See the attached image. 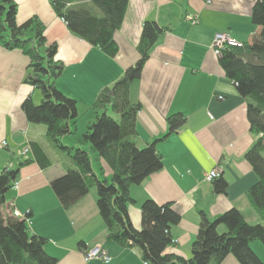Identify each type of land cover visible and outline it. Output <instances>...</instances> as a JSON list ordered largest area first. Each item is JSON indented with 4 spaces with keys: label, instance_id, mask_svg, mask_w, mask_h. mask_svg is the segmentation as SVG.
<instances>
[{
    "label": "crops",
    "instance_id": "1",
    "mask_svg": "<svg viewBox=\"0 0 264 264\" xmlns=\"http://www.w3.org/2000/svg\"><path fill=\"white\" fill-rule=\"evenodd\" d=\"M50 1L15 0V16L18 24L37 17L44 25L45 44L57 47L55 58L62 61L63 71L55 79V87L77 101L78 112L76 131L61 138L65 145L79 141L94 120L97 111L93 103L101 88L115 82L140 57L137 45L145 20L152 19L165 28L140 77L129 86V98L140 104L135 142L140 147L159 139L155 147L164 163L141 183L131 184L133 201L127 208L132 225L141 227L140 205L145 199L170 202L181 219L170 227L173 243L166 251L186 258L191 256V242L199 228V210L214 218L235 207L248 223L264 225L246 195L256 174L244 153L258 135L249 126L246 98L223 73L212 49L216 32L226 31L239 42L252 39L259 30L250 17L255 0H128L122 24L113 32L118 46L114 56L73 33ZM72 2L101 15L90 0ZM28 63L20 49L0 45V171L18 160L20 150L27 148L23 159H32L20 166L19 185L6 194V211L13 206L20 213L31 214L30 229L47 238L44 249L56 257L55 264H145L138 247H122L107 238L95 186L67 208L52 190L51 181L72 163L65 152L49 143L46 125L28 121L24 114V99L30 96L36 104L41 99V91L24 81ZM175 112L184 114V123L162 137L168 131L166 117ZM33 141L43 148L50 164L43 166L35 158ZM93 155L95 176L109 179L110 165ZM211 169L226 180L224 192L215 193L212 180L205 179ZM220 230L225 227L221 225ZM95 244L110 255L109 262L84 261L83 251ZM250 247L264 262L261 242L254 240ZM219 264L240 263L227 254Z\"/></svg>",
    "mask_w": 264,
    "mask_h": 264
},
{
    "label": "trees",
    "instance_id": "2",
    "mask_svg": "<svg viewBox=\"0 0 264 264\" xmlns=\"http://www.w3.org/2000/svg\"><path fill=\"white\" fill-rule=\"evenodd\" d=\"M50 2L73 33L98 46L108 56H114L118 46L113 32L122 24L128 0H90L101 15L83 5H72V0ZM16 10L15 0H0V45L20 49L28 56L24 81L41 91V99L38 104L30 96L24 99V114L28 121L45 124L49 143L70 157L72 164L66 166L65 173L51 181V188L61 205L64 208L71 206L87 193L90 186H95L97 210L104 220L107 238L122 247H138L142 261L147 264H219L227 254L234 255L240 264H264L250 247L254 240L264 246V225L248 223L235 207L214 218L199 210V228L191 242L189 258L166 251L173 243L170 227L181 219L170 202L160 204L145 199L140 205L139 229L129 219L127 207L133 201L129 193L131 184L141 183L164 165L163 157L155 147L159 139L140 147L135 142L140 104L129 98V86L140 77L144 62L165 28L152 19L145 20L137 45L140 57L126 67L115 82L101 88L93 103L97 111L94 120L79 141L65 145L61 138L76 131L77 101L55 87L63 63L55 58V43L45 44L44 25L37 17L18 24ZM250 17L259 30L250 41L226 43L219 62L223 73L246 98L249 126L258 135L244 153L256 174V182L246 195L264 221V0H255ZM166 119L168 131L162 137L173 133L186 118L181 112H175ZM85 142L110 165L109 179L95 176L92 156L83 147ZM31 147L41 165L50 164L49 157L37 142H31ZM31 160L18 156L14 164L0 171V264H55L57 261L44 249L47 238L33 233L27 224L30 213L25 212L20 218L6 211V194L18 177L20 166ZM212 183L215 193L224 192L227 186L220 175L213 178ZM221 225L225 230H220Z\"/></svg>",
    "mask_w": 264,
    "mask_h": 264
},
{
    "label": "built area",
    "instance_id": "3",
    "mask_svg": "<svg viewBox=\"0 0 264 264\" xmlns=\"http://www.w3.org/2000/svg\"><path fill=\"white\" fill-rule=\"evenodd\" d=\"M188 19H191L192 22H196L195 17L193 16H189ZM226 43L229 44H235V43H240L238 40L233 39L230 34L226 31L223 32H216L214 37H213V45H212V49L213 51L219 56L221 53V49L224 48V46L226 45ZM221 97V96H220ZM2 145H6V141L3 140L2 141ZM27 148L20 150V152H18V156L19 157H23L26 153H27ZM219 172H217L216 169H211L207 172L205 179L208 180H212L215 177H218ZM19 185V180L16 178L15 181L13 182L12 188H17ZM11 205V204H10ZM8 213H12L14 216L23 218L24 213H20L15 207L9 206V208L7 209ZM27 224L30 227V222L29 219L27 218ZM84 254V261L88 262L91 259H100L103 260L104 262H109L110 261V255L108 253H106L102 247V245L100 244H95L94 246L86 249L83 251ZM145 264H147L146 262H144Z\"/></svg>",
    "mask_w": 264,
    "mask_h": 264
},
{
    "label": "rangeland",
    "instance_id": "4",
    "mask_svg": "<svg viewBox=\"0 0 264 264\" xmlns=\"http://www.w3.org/2000/svg\"><path fill=\"white\" fill-rule=\"evenodd\" d=\"M84 149H87L92 157L94 156L93 154H96V152H95L93 149H91L90 144H88V143H86V142H85V147H84Z\"/></svg>",
    "mask_w": 264,
    "mask_h": 264
}]
</instances>
